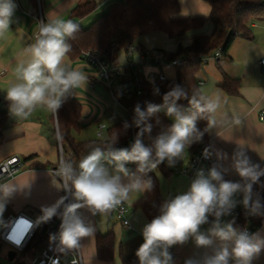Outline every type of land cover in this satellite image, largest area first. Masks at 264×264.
Here are the masks:
<instances>
[{
	"label": "clouds",
	"instance_id": "obj_1",
	"mask_svg": "<svg viewBox=\"0 0 264 264\" xmlns=\"http://www.w3.org/2000/svg\"><path fill=\"white\" fill-rule=\"evenodd\" d=\"M15 8L13 0H0V36L10 30ZM79 30V24L72 19L58 17L39 22L34 42L23 48L14 69L15 80L5 91L4 98L12 117L25 120L37 108H44L59 120L58 110L68 96L86 87L88 75L65 63L72 51L69 41L76 38ZM155 92L158 94L159 89ZM182 99L188 100L187 110H181L178 105ZM220 105L219 96L194 94L189 97L184 88L174 85L163 95L162 104L148 103L146 109L139 103L135 105L132 124L139 131L130 148L115 147L117 133L102 145H90L78 163L61 160L55 174L61 179L58 188L65 195L51 206L43 207L40 217L44 222L57 215L61 217L57 251L81 252V239L94 237V227L79 215V209L87 208L93 215H106L128 201L133 193L150 192L153 182L148 173L162 163L174 167L182 160L185 151L215 126L214 114ZM161 111L174 122L145 145L142 137L152 129L148 121ZM198 119L207 121L204 131L197 128ZM130 126L124 125L125 129ZM203 155L210 158L212 152L205 148ZM216 157L228 159L227 154L219 151ZM231 161V168L240 181L226 180L227 170L214 164L207 173L203 169L196 173L187 192L162 203L160 214L141 229L143 243L135 253L139 264H175L171 249L190 240L197 249L211 251L189 257L184 264H252L264 250V237L238 229L233 226L234 221L224 218L231 216L238 204L251 214L258 213L260 198L253 186L264 177V167L254 163L242 145L236 146ZM128 164L136 165L135 170L129 169ZM15 191L11 183L0 184V213L4 210V199ZM206 224L210 227L202 230Z\"/></svg>",
	"mask_w": 264,
	"mask_h": 264
},
{
	"label": "crops",
	"instance_id": "obj_2",
	"mask_svg": "<svg viewBox=\"0 0 264 264\" xmlns=\"http://www.w3.org/2000/svg\"><path fill=\"white\" fill-rule=\"evenodd\" d=\"M86 1L89 0H38L36 7L34 0H13L16 8L10 30L0 36V108L9 111L8 102L4 98L5 91L15 80L14 69L23 48L34 42L41 18L45 22L58 17L70 19L73 8ZM94 1L98 4L97 10L88 18L78 20L84 26H88L118 0ZM180 5L179 17L183 18L208 17L211 12V6L204 0H180ZM214 31V23L207 21L201 28L187 31L181 40L169 38L165 34L166 44L160 49L175 52L179 41L184 45H190L196 36L210 35ZM253 32L254 36L251 40L237 38L233 42L229 50L230 58L220 57L219 61H217L219 57L207 59L198 73L202 94L213 98L219 96L221 99L220 108L214 114L216 124L208 132L212 154L215 157L218 151L227 154L228 159L217 160L222 168L227 170L225 174L230 181L239 177L231 168V156L237 145L246 147L247 154L254 163L264 161V120L260 118L261 111L264 110V64H262L264 20L253 23ZM135 46L138 45L135 43ZM125 51L126 64L116 63L118 57L116 51L113 60L115 64L125 67L133 62L145 60L144 55L136 48L131 53L126 49ZM135 53L139 56L137 61L134 60ZM65 63L72 68L82 70L89 77L85 88L81 87L71 94L82 105L80 118L82 128L79 132H74V137L79 142L101 139L98 132L102 131V139H104L107 136L108 127L127 116V109L114 95L115 88H109L108 84L99 78L97 69L87 60L71 59L67 56ZM145 71L147 75L162 71L168 79L176 77L175 67L171 64L157 66L146 63ZM223 73L239 80L238 94L230 95L224 90ZM105 89L110 90L114 100L121 106V113L103 102ZM51 116L52 114L44 108H37L25 120L14 118L9 113L8 120L0 127V162L10 156H19L23 164L21 171L15 177L4 183H11L16 188L10 197L4 199V203L10 211L25 212L39 219L43 215L41 211L43 207L51 206L65 195V192L58 188L61 183L60 177L52 172V166L60 161L61 144L58 124L57 122L53 124ZM104 118L109 121V124H105ZM171 120L173 121V118ZM101 124H105L106 128L101 129ZM31 155L34 157L26 160ZM192 155L193 153L186 150L182 160L177 161L176 164L188 166ZM127 167L135 170L136 165L128 164ZM169 168L172 170L171 174L159 168L152 171L160 182L162 203L187 192L192 182L187 174L173 172V168ZM210 168L209 164L204 163L198 171L203 169L207 173ZM109 170L112 171L111 166ZM144 194L133 193L129 200L124 202L130 206L128 217L132 227L124 225L112 211L106 215H93L87 208L78 210L85 222L95 229L93 238L85 237L80 242L83 246L81 254L84 264H122L121 252L133 257L136 264H139L135 253L143 243L141 229L144 224L151 221L141 209L135 207ZM241 210L245 209L238 204L233 211ZM54 217L62 222L59 215ZM224 219L233 221V215ZM208 227L210 224L203 225L202 230H207ZM109 231H113L116 238L115 257L112 261H104L98 258L96 237L99 233L105 234ZM252 234L264 237V222L259 228H255ZM172 249L175 264H184L189 257H198L206 251H211L210 249H197L191 240L184 245L174 246ZM252 264H264V250L252 261Z\"/></svg>",
	"mask_w": 264,
	"mask_h": 264
},
{
	"label": "trees",
	"instance_id": "obj_3",
	"mask_svg": "<svg viewBox=\"0 0 264 264\" xmlns=\"http://www.w3.org/2000/svg\"><path fill=\"white\" fill-rule=\"evenodd\" d=\"M37 1L34 0L37 7ZM211 6V12L208 17H179L181 11L180 0H118L112 3L108 9L93 20L88 26L79 23L78 20L86 19L91 16L98 8L94 0L86 1L73 8L70 19L77 22L80 30L75 39L69 41L72 45V51L68 53L71 59L83 58L88 60L86 53H92L104 60H114V52L118 46H123L128 51L135 44V38L127 30L120 27L122 13L128 6H133L135 13V22L138 31L141 34H150L153 32H162L169 38L181 40L185 33L192 29L201 28L207 21L214 23L215 31L210 35H198L193 39L190 45H184L179 41L175 52H168L164 49L154 48L150 50L154 56L164 57L165 62L170 63L177 60L175 65L176 77L174 79L162 80L160 78L148 79L145 71V61L133 62L121 68L120 76L117 78V87L113 90L116 98L127 109V116L119 119L107 129V136L104 139H93L79 142L74 137V132H79L82 128L80 118L82 115L81 103L71 95L65 100L58 110L57 120L53 115L51 120L53 124L57 122L63 152L67 160L78 163L89 150L90 145H102L110 141L117 133L118 141L115 144L127 148L134 143L136 134L139 131L132 122L134 119V107L137 103L142 109H146L148 103L160 105L163 103V95L174 85H179L185 89L189 97L202 94L201 81L198 77L203 64L213 56L215 51L221 50V57L230 58L229 50L237 38L251 40L254 36L253 23L264 20V0H204ZM141 53L146 54L147 49L143 46H135ZM220 57L217 58V61ZM223 88L230 95L239 93L240 82L238 79L230 77L223 73ZM159 89L158 94L155 89ZM181 110L189 108L188 100L178 101ZM9 111L0 108V127L8 120ZM152 125L150 133H145L142 141L145 145L151 143L158 134L166 131L173 121L164 111H161L151 117L148 121ZM132 125L125 129L124 125ZM197 128L204 131L207 128V121L197 120ZM210 149L209 132H204L200 142L194 143L188 150L195 153L199 149ZM31 155L26 160H31ZM215 157V156H214ZM60 162V161H59ZM52 166L55 168L59 165ZM214 164L222 166L215 157ZM210 165L211 167L214 165ZM264 167V161L259 162ZM158 168L168 174L172 170L166 162ZM223 169V168H222ZM174 172V169H173ZM153 182V188L146 192L144 196L137 201L135 207L141 209L150 220L160 214V206L163 198L160 190V182L154 172L148 173ZM147 178V177H146ZM224 178L229 180L224 174ZM240 177L233 182L240 181ZM264 177L260 178V183L253 186V191L259 193L261 208L257 214H251L247 210L235 212L233 215L234 227L245 229L248 225L259 228L264 222ZM61 221L56 217L44 222L41 221V227L33 241L36 250H42L50 237L60 228ZM116 238L113 231L96 237V249L98 258L104 261H112L115 257ZM122 264H136L133 257H129L121 252Z\"/></svg>",
	"mask_w": 264,
	"mask_h": 264
},
{
	"label": "built area",
	"instance_id": "obj_4",
	"mask_svg": "<svg viewBox=\"0 0 264 264\" xmlns=\"http://www.w3.org/2000/svg\"><path fill=\"white\" fill-rule=\"evenodd\" d=\"M41 21H44L43 18H41ZM134 48V46L131 47L128 52L131 53ZM221 55V50L218 49L215 51L214 55L208 59L221 57ZM86 57L88 59L87 61L97 69L99 78L105 81L109 88H113V85L117 82V78L120 76L122 66L115 64L113 61L104 60L92 53H86ZM144 58L146 63L157 66L171 64L175 67L177 64V60H174L170 63L165 62L164 57L154 56L150 50L146 51ZM262 64H264V59L262 60ZM155 78H160L162 80L168 79L167 75L162 71L148 75V79ZM260 118L264 120V110L261 111ZM100 128L104 129L106 128V125L101 124ZM98 136L102 138L103 132L99 131ZM62 148L63 147L61 146V151ZM116 148L127 147L118 144ZM203 152L204 149H199L196 151L192 155L190 164L188 166H179L175 164V166L172 168L175 172L187 174L190 179L193 180L202 164L207 163L212 165L215 162V157L213 154L210 158H205ZM63 159H66V157L64 154H61L60 161ZM22 166L23 164L19 156H10L0 162V184H4L7 180L15 177L21 171ZM58 167L59 165L52 169L54 174L56 173V169ZM129 210L130 206H128L126 203H123L122 205L113 209L112 212L124 225L132 227L128 217ZM234 214L235 211L232 212V215ZM0 224H3V229L0 232V251L3 249L4 245H8L10 248L8 251V258L9 252L11 250L16 252L15 257L12 260L9 259L12 264H53V261H55L56 264H84V259L81 252L61 253L57 251L60 228L51 236H55V240L50 239L42 250H36L34 248L33 241L41 227V220L39 218H36L25 212L10 211L7 209L4 203V210L2 213H0ZM245 229L249 234H252L255 230V227L250 225ZM171 252L174 256L173 249H171ZM18 254H20V258L16 260V256Z\"/></svg>",
	"mask_w": 264,
	"mask_h": 264
},
{
	"label": "rangeland",
	"instance_id": "obj_5",
	"mask_svg": "<svg viewBox=\"0 0 264 264\" xmlns=\"http://www.w3.org/2000/svg\"><path fill=\"white\" fill-rule=\"evenodd\" d=\"M120 27L124 30H127L132 36L135 38V43L139 46H143L147 50H152L154 48H164L166 44V36L162 32H153L150 34H141L136 26L135 22V13L133 6H128L125 11L122 13L120 20ZM116 52L118 54L116 63L121 65H125L127 62L126 59V51L123 46H118L116 48ZM139 56L137 53L134 55V60L137 61ZM114 88L117 87V84L113 85ZM103 96V102L106 103L110 108L115 110L118 113L122 112L121 106L114 100L113 95L111 94L109 89H105ZM105 124H109L107 119H103ZM57 132V131H56ZM3 229V224H0V232ZM10 250L8 245H4L3 249L0 251V264H12L8 258V251ZM20 258V254L16 256V260ZM18 263V262H17Z\"/></svg>",
	"mask_w": 264,
	"mask_h": 264
},
{
	"label": "water",
	"instance_id": "obj_6",
	"mask_svg": "<svg viewBox=\"0 0 264 264\" xmlns=\"http://www.w3.org/2000/svg\"><path fill=\"white\" fill-rule=\"evenodd\" d=\"M58 132H59V130H58ZM59 140H60V144H61V146H62V142H61L60 134H59ZM61 154H64V153H63V148H62ZM15 255H16V252H15L14 250H11V251L9 252V259L12 260V259L15 257Z\"/></svg>",
	"mask_w": 264,
	"mask_h": 264
}]
</instances>
